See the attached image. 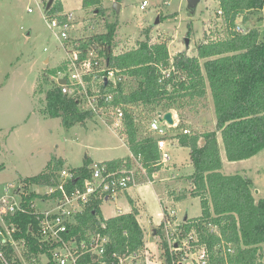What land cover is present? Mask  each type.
<instances>
[{
	"label": "trees",
	"instance_id": "1",
	"mask_svg": "<svg viewBox=\"0 0 264 264\" xmlns=\"http://www.w3.org/2000/svg\"><path fill=\"white\" fill-rule=\"evenodd\" d=\"M218 11L226 25L225 35L209 36L200 41L195 55L169 53L165 41L152 43L150 39L137 42L127 51L115 53L114 41L117 24L105 21L104 30L79 38L82 50L91 45L100 48L101 55L111 67L126 74V80L117 86L104 88L112 92V106L122 105L125 111V136L133 156H142L141 162L149 177L159 171L163 163L157 140L148 132V122L136 107L151 113L177 111L181 124L187 110L205 106L209 91L213 98L216 128L210 131H178L173 137L181 146L189 147L194 170L187 175L191 183L190 194L199 197L202 214L189 218L187 227L198 223L202 240L206 241L214 259L212 264H264V197L256 198L253 180L241 173L226 174L218 133L224 144L227 158L238 161L250 158L264 149V31L255 23L252 27L237 30L238 20L254 21L264 11V0H218ZM84 10L106 15L104 0H82ZM61 0H55L48 14L63 12ZM264 13V12H263ZM262 13V14H263ZM258 20V19H257ZM239 26V25H238ZM66 70L62 61L53 73ZM55 85L45 93L44 113L59 117L64 126L71 127L94 118L91 110L81 107L80 101ZM145 122V121H143ZM179 124V128L183 125ZM203 141L201 143L200 141ZM111 167L134 165L133 157L103 161ZM89 158L85 164L69 167L77 172L78 179L70 185H81L91 173ZM67 167L65 160L52 157L38 174L20 177L26 183H55L59 171ZM171 194H174L171 192ZM183 191L175 197L184 200L190 195ZM101 199H93L80 218V227L98 223ZM137 211H131L108 220L113 243L120 250L137 249L144 244V227L139 223ZM26 221L30 216H22ZM210 222L217 224L221 236L211 232ZM235 245L233 254L224 255L215 245L222 240Z\"/></svg>",
	"mask_w": 264,
	"mask_h": 264
},
{
	"label": "rangeland",
	"instance_id": "2",
	"mask_svg": "<svg viewBox=\"0 0 264 264\" xmlns=\"http://www.w3.org/2000/svg\"><path fill=\"white\" fill-rule=\"evenodd\" d=\"M48 1L0 0V187L11 182L18 186L20 177L40 173L52 157L64 159L65 166L72 168L85 164L86 158L94 163L130 154L125 138L121 139L101 116L96 115L85 123L66 127L61 118H51L44 113L46 90L56 83L53 68L64 61L66 56L55 34L56 29L50 27L46 17ZM116 1L121 3L119 13L113 8ZM143 1L104 0L107 8L105 16L84 10L82 0H64V5L67 11L73 12L80 36L103 31L106 20L116 23L114 41L117 54L135 47L140 40L150 39L152 43L165 41L172 57L179 52L192 56L196 54L200 41L209 36L218 38L225 35L226 25L219 16L218 0H201L193 18L187 15L186 0H147V6L142 9ZM263 12L257 13L254 21L244 22L239 19L237 30L252 27L255 23L264 31ZM157 18L159 21L156 23ZM186 38L189 39L188 45ZM135 111L143 116L145 122L141 124L144 131V124L146 121L149 123L155 113L143 107H136ZM175 112L179 126L181 118ZM185 116L181 128L177 126L169 130L167 151L171 159L157 171L158 178L150 184L137 164L135 171L139 175V184L128 190L139 200L132 203L125 197L132 206L138 203L144 205L150 216L151 224L143 219L141 222L145 240H150L151 246L154 237L150 226L158 225L160 231L163 230L160 222L163 220L162 204L176 208L180 219L186 214L189 218L202 214L201 200L190 194L191 183L187 179V175L194 170L190 149L181 146L173 134L177 129H188L191 133L216 128L210 91L205 106L187 110ZM218 137L223 160L222 171L250 177L255 197H264V149L250 158L231 161L227 158L220 133ZM200 142L203 143L202 140ZM183 191L190 195L176 201L175 197ZM120 196L124 198L126 194ZM118 207L125 209L124 199H115L109 204L104 202L101 212L105 217H112L119 212ZM136 215L139 221L138 212Z\"/></svg>",
	"mask_w": 264,
	"mask_h": 264
},
{
	"label": "built area",
	"instance_id": "3",
	"mask_svg": "<svg viewBox=\"0 0 264 264\" xmlns=\"http://www.w3.org/2000/svg\"><path fill=\"white\" fill-rule=\"evenodd\" d=\"M147 4L144 0L141 8ZM45 13L66 51V70H59L55 80L65 79L64 84L58 83L62 91L75 96L83 109L103 117L124 139L121 132L124 108L110 105L114 94L104 88L117 86L126 80V74L111 67L97 46L82 50L78 39L86 36L78 34L72 11ZM172 112L173 124L161 120L163 115L158 113L148 123V131L157 140L163 164L171 159L167 151L169 130L177 127L179 122L177 113ZM131 156L135 162L131 168H113L103 161L92 163L90 175L80 186L70 185L78 179L77 172L64 167L55 183H26L19 178L18 186L11 182L0 187V264H212L214 255L207 242L202 240L198 223L187 227L189 221L180 219L177 209L167 204H162L163 230L160 231L158 225L151 229L153 246L145 237L143 246L137 249L123 251L113 243L108 220L127 213L119 207L116 215L105 217L102 214L100 217L98 214V223L80 227V218L93 199H101V205L109 204L139 184V175L135 171L137 164L150 184L158 178V172L149 177L141 155ZM22 216H30L25 225ZM209 226L212 233L221 236L217 224L210 222ZM215 247L224 255L233 254L236 249L233 242L223 238Z\"/></svg>",
	"mask_w": 264,
	"mask_h": 264
},
{
	"label": "water",
	"instance_id": "4",
	"mask_svg": "<svg viewBox=\"0 0 264 264\" xmlns=\"http://www.w3.org/2000/svg\"><path fill=\"white\" fill-rule=\"evenodd\" d=\"M187 1V5H186V12H187V15L191 18H193L194 16H196L197 12H198V7H199V4L201 2V0H186ZM55 0H49L46 4V7H45V11H49L50 8L53 6ZM120 7H121V3L120 2H115L113 4V8L116 10V12H120ZM159 21V18L156 19V23ZM189 44V39L186 38V45ZM66 82L65 79L61 78L58 80V83L59 84H64ZM159 115H163V118H161V120L165 119L167 120L170 124H173L174 123V119H173V113H170V112H158ZM189 216L188 214H186L184 216V220H188Z\"/></svg>",
	"mask_w": 264,
	"mask_h": 264
},
{
	"label": "crops",
	"instance_id": "5",
	"mask_svg": "<svg viewBox=\"0 0 264 264\" xmlns=\"http://www.w3.org/2000/svg\"><path fill=\"white\" fill-rule=\"evenodd\" d=\"M62 1V4H63V9H64V11H67L66 9H65V5H64V0H61ZM130 156H131V151H130V154H129ZM116 159V158H115ZM112 160V159H111ZM136 188V187H135ZM125 194H126V196H124V198H122L121 196L120 197H118L117 199H124L125 200V202H126V207H125V209H124V212H127V213H129V212H131L132 210H133V208L135 207L136 208V210H137V212H138V215H139V221H140V224L143 226V224H142V219L146 222V223H148V224H151V220H150V216L147 214V212H146V210H145V208H144V205L143 206H141L140 205V203H138V205H136V204H134L133 206H132V204H130V202H129V199H130V201L133 203L134 202V200H137L138 198L137 197H134L130 192H129V190L127 191V192H125ZM157 195H158V193H157ZM125 197H128L129 199H128V201H126L127 199L125 198ZM139 200V199H138ZM141 202V201H140ZM162 203V202H161ZM143 207V208H142ZM162 213H163V211H162ZM163 221V220H162ZM162 221H160V222H162ZM156 225H154V227H155ZM144 227V226H143ZM151 227V229H153L154 227L151 225L150 226ZM145 229H146V227H145Z\"/></svg>",
	"mask_w": 264,
	"mask_h": 264
},
{
	"label": "bare ground",
	"instance_id": "6",
	"mask_svg": "<svg viewBox=\"0 0 264 264\" xmlns=\"http://www.w3.org/2000/svg\"><path fill=\"white\" fill-rule=\"evenodd\" d=\"M168 112L173 113L172 111H168Z\"/></svg>",
	"mask_w": 264,
	"mask_h": 264
}]
</instances>
